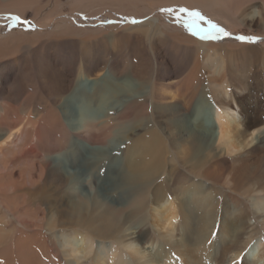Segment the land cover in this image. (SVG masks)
<instances>
[{
  "label": "bare ground",
  "instance_id": "6f19581e",
  "mask_svg": "<svg viewBox=\"0 0 264 264\" xmlns=\"http://www.w3.org/2000/svg\"><path fill=\"white\" fill-rule=\"evenodd\" d=\"M89 1L80 3L87 5ZM187 1L149 0L141 13L149 16L159 7L173 5L176 11L182 7L191 9ZM197 1L200 8L231 10L228 0H194ZM1 2L8 3L0 4L3 13L11 12L13 4H28L26 0ZM99 3L102 0L93 4L94 7L78 8L96 18L101 11L96 8ZM92 8L99 11L91 13ZM8 9L11 10L7 12ZM231 11L237 23L238 19L245 25L264 26V0H247ZM107 13L122 20L130 17L121 3ZM161 20L152 16L143 23L125 26L118 33L117 30L108 34L103 30L94 31L73 39L64 38L72 26L61 22L53 30L58 37L48 42L53 48L57 47L51 52L46 50V42L35 43L33 34L18 41L10 36L0 37V171L9 169L7 165L13 169L21 159L29 160V171L20 172L19 176L23 182L26 175L28 187L7 173L9 189L2 190L0 178L1 208L11 209L19 219H28L34 216L32 208L37 206L42 215L40 219H46L47 230L85 233V240L79 236L73 243L64 245L67 253L63 254L73 258V264H82L88 259L91 264H264L262 236L255 232L256 228L243 212L230 206L237 207V197H244L257 212L264 213V111L245 104L244 90L239 86V90L229 91L221 77L223 59L210 53V49L205 48L207 44L187 37H170L165 32L171 26L168 28ZM130 41L131 45L143 49L150 47L157 57L164 51L170 59L163 58L166 62H158L152 71L147 61L128 67L124 61L113 65L106 56L97 57L104 51L106 54L108 48L128 50ZM192 46L208 55H204L201 65L210 76L206 80L209 93L203 85L199 54ZM58 47L66 49L60 51ZM70 51L74 55L78 53L79 57L70 58ZM80 57L82 62H79ZM240 60L244 59L240 57ZM262 67L264 69V65ZM170 68L186 74L175 85L159 84L162 72H169ZM21 95H26V104L41 101L35 118L10 119L18 110L12 104L17 103ZM203 103L208 107L205 110ZM75 106L83 108H79L80 124L68 128L64 120L71 118ZM23 107L27 109L26 105ZM148 109L150 114H147ZM46 118L63 130L58 137L51 136L47 146L42 143ZM149 119L152 126L143 128ZM137 133L135 142L128 144ZM117 137L122 140H116ZM86 150L88 157L84 154ZM69 152L81 155L72 160L64 156ZM121 154L124 156L122 168L117 166ZM55 156L60 161H52ZM32 158H41L42 163L37 167L41 185L32 178ZM105 158L109 168L116 169L110 171L114 190L123 191L117 204L93 195L89 185L94 184V171L99 170ZM228 160L235 168L225 174L223 165H227ZM167 166L164 182L169 181L175 189L177 203L167 200L149 210L154 228L169 237L163 246L156 247L148 229L134 223L147 213V201L143 194L137 193V188H150ZM80 169L88 173L89 179L77 180L76 171ZM48 180L51 184L46 183ZM185 184L189 185L187 189H183ZM210 184L226 185L229 193L235 195L228 196V204L221 212L213 206L216 201ZM84 186H89L86 193L82 192ZM22 226L29 227L30 221H23ZM260 226L264 232V223ZM92 240H109L118 248L109 255L105 249L95 256ZM23 244L16 242L20 259L32 264L34 255ZM170 249H179L181 263L170 259L166 252Z\"/></svg>",
  "mask_w": 264,
  "mask_h": 264
},
{
  "label": "rangeland",
  "instance_id": "374dc122",
  "mask_svg": "<svg viewBox=\"0 0 264 264\" xmlns=\"http://www.w3.org/2000/svg\"><path fill=\"white\" fill-rule=\"evenodd\" d=\"M26 1L28 2L26 6H20L18 3L13 4V9L7 10V12L11 10V12L5 13L4 11L3 13L2 10H0V37L10 36L13 37L14 40L18 41L20 40L19 38H24L26 36L29 37L31 36L30 34H33L35 38L33 36L32 38L35 40V43L46 42V50H50L51 52L53 49L57 47L53 48L54 45L48 42H50L54 37H58L55 34V31L53 32V30L61 22H64L72 26L68 31L65 32V34L63 35L64 38L73 39V38L85 36L87 34L90 35L94 31L101 32L103 30L106 31L108 34L110 31L117 30L118 33L125 26L140 24L145 22L146 19L152 16H158L160 20L162 19L161 21L165 26H168V28H170L171 26L169 31L165 32L170 37H174V38L176 36H178V38L187 37L189 39L194 40L195 42H199L201 44H207L208 47L206 46L205 48L207 50L210 49V53L223 59L224 72L222 71L223 73L221 77H223L222 79L224 80L222 81L225 85H227L229 91L233 92L235 91V89L239 90L237 88V86H239L240 89L244 90L243 96L246 98V100H244V103L250 104L254 108L256 107L257 109L259 110L261 109L264 111V69L262 67L264 65L262 64V60L264 62V26H262L261 24L245 25L242 24L243 22L241 20L237 19L239 23L238 24L234 20L236 19V17L233 15V13H231L232 12L231 10H234L235 8H237V6L239 7L242 6V4H244L247 0H228L227 6L231 9L230 11L220 10L215 8H205V7L200 8L198 7L200 1H197V3H195L196 1L194 2V0H190V1L188 0L189 2L186 0L187 1L186 3L192 8L189 9L187 7H182L183 9L186 10L183 13L180 12L179 10L178 11H176V9L174 10L176 6L173 5L171 8L159 7L160 9L157 8L155 12H152L153 14L150 12L149 16L148 15L143 16L144 15L143 12L141 13V8L143 7V5L145 6L147 3H149V0L117 1L118 3H121L123 7H126V12H128V14L130 15V17H128V19L126 20H122L121 18H118L114 15H111L110 13H107V10L112 11V9H115L116 5L118 4L115 0H102V3H99L96 6V8H101L100 9L101 11H99L96 8L95 9L92 8V11H90L91 13H94L95 10L99 11V13L96 14L97 15L96 18L95 15L92 16L88 13H84L85 11H81L78 7H85V6L94 7L93 4H97L98 0H90V1L88 0L89 4L87 5L81 4L80 3L81 0H54V1L26 0ZM46 1L49 2L48 6H46L47 4ZM191 1L195 5L191 4L192 3ZM111 3H114V5ZM0 4L7 5L8 3L1 2ZM54 6L57 7L53 10ZM189 12H198L200 16L204 17V20H201L198 16H191V15L188 16L187 14ZM133 15H138V16H133ZM133 21H135V23H133ZM205 21H210L212 24L216 25L217 27L222 28L224 32L227 33V35H219L216 36L215 39L209 38L206 40L200 39L198 35H193L192 32H195L200 29L208 28V24L205 23ZM186 24L191 26L192 32H190L185 27ZM240 35L250 38H255V42L254 43L241 42L236 39V37ZM131 42L132 41L128 43V45H130V48L129 46L127 47L129 51L126 49H123L122 51H117L108 48L106 54L104 51V54L99 55L97 57L106 56L105 58H107L110 63L112 62L113 65L115 64L116 61H124L127 66L130 64L137 66L138 64H144L147 61L152 71L156 69V65L158 62L160 61L166 62L163 60V58L166 59L168 56L167 61H169L170 59L169 55L165 54L164 51H160L159 56L157 57L152 51H150L151 50L150 47H148V49L147 47L143 49L139 45L138 46L131 45ZM104 44L108 46L107 42H105ZM16 45L18 44L16 43ZM197 46L200 47V45ZM192 47L194 48V51H196V53L199 54L200 69H201L200 71L203 76V85L205 90H207V92L209 93L206 80L210 78V76L208 75V71L205 68H203L201 65L202 58L204 57L205 54H203L202 49H196L195 46ZM211 47L212 48L214 47L213 49L215 50V52L212 50ZM63 48L58 47V50L61 51L62 49V51H64ZM76 52L77 51H75V53ZM18 53L20 54L21 52ZM18 53L16 54V57H19L21 55V54L18 55ZM70 54H71L70 58L79 57L78 53L74 55V53L70 51ZM242 54L244 57L242 56ZM205 56L208 55L206 54ZM240 57L243 58L244 60H240ZM67 58L69 57L67 56ZM79 62H82V57H80ZM169 70H170L169 72H165V71L164 73L162 72V75L159 77L160 78L159 84L163 86H167L170 83L171 84L174 83L175 85V83L181 81L186 74L185 71L179 74L175 72L172 68H170ZM218 79H220V77ZM177 90L178 91L180 90L179 87L177 88ZM25 97L26 95L24 96L21 95L18 98L17 103L12 104V107L13 108L18 107V110L17 112L12 114L10 119L16 120V118L19 117L24 119L23 121H25L29 116L35 118L34 115L36 114L37 110L40 112L41 101L38 102L33 100L30 103L26 104ZM208 98H211V96L208 95ZM23 105H26L27 109H24ZM47 106L49 105L47 104V99H46V109ZM202 106H203L202 109L204 110L208 108L207 104L203 103ZM19 107H21V109H19ZM79 108L75 106L71 118L64 120L68 128L75 127L78 126V124H80L79 114L83 108L81 107L80 108L81 110ZM11 113L12 111L10 112V114ZM147 114H150V109H148ZM152 124L153 122H150V119L146 120L144 122L143 128H150ZM262 124L264 125V117ZM45 131L46 134L45 137L43 136L42 138V143L44 145L46 144L47 146L49 145V142L51 141L52 137H56V136L58 137L63 130L58 126H56L55 124L51 123L50 120L46 118ZM140 133H142V130L139 131V134ZM139 134L137 133L133 137V140L131 142H128V144L135 142ZM117 138L116 140H122V137L121 139L119 137ZM84 154L86 157H88L89 153L86 150L84 151ZM76 155H81V154L78 152L76 153ZM76 155L73 152L64 154V156H66L67 158H71L72 160ZM58 156H55L52 161L57 162L60 159L57 158ZM31 160L33 163L32 178L35 182H38L39 179H38L37 167L42 163L39 162L41 158L38 159L32 158ZM108 162L109 161H106V158L105 161L103 160L102 162H100L99 170L94 171L95 173L94 184L93 182H91L92 185L91 184L89 185L92 187L93 195L97 196L99 199L117 204L122 199L121 195L123 191L114 190V184H113L114 182L111 180L113 175L110 173V171H116V169L109 168ZM123 162H124V156L123 154H121L119 164L117 166L121 167L123 165ZM28 165H29V160L21 159L18 163H15L13 165L14 166L13 169L10 167V165H7L9 169H7L6 171L1 170L0 178L2 179L1 180L2 190H4L5 187L9 189L8 180L7 178H5V175L7 173H11L12 179L19 181L20 184H23V182L25 183L26 175H24L23 177V182H21L22 180L21 178H19V176H20V172L25 174L26 172L29 171V169L27 168ZM234 168L235 167L233 162L228 160L227 165H223V172L227 174L231 172ZM84 169H80L76 171V175L78 176L77 180L84 181L85 179H89L88 173H86ZM168 169L169 166L165 167L163 173L160 175L159 178H157L155 183L150 188L149 187L146 188L144 186L137 188L138 190L137 193L143 194L144 198L147 201V207H146L147 213H146V217L145 216L139 217L134 220V223L138 227L144 225L148 229L147 231H149L150 238L152 242L156 244L155 245L156 247L158 245L160 247L163 246L164 243L169 239V237H165L166 234L164 233V231L156 230L154 228L151 212L149 210H151L153 206H158L162 202L165 203L167 200L170 201L172 204L177 203V198L173 193L175 192L174 191L175 189H173L172 185H169L170 184L169 181L167 183L164 182L166 178L165 175L168 172ZM48 182L49 180L46 181L47 184ZM49 183L51 184V182ZM38 184L41 185L42 181L38 182ZM210 185H209L210 191L216 201V203L213 206H217V209H219L218 212H221L222 209L224 208V205L228 204L226 202L228 201V196L233 194L229 193V190L227 189L226 185L225 186L214 185V184H210ZM51 186L52 185H49L48 188ZM25 187H28L27 183H25ZM88 187L89 186L86 187L84 186L82 188V192L86 193ZM187 187H189V185L188 186L186 184L183 185V189H187ZM46 188L47 187H44V190H46ZM195 188L196 187H194V189ZM8 193H11L10 190H8ZM237 198H238L237 200H239V202L236 203L238 206L237 207L232 205L230 206L233 209L243 212L245 218H247V220L250 221V224H252L253 227L256 228L255 232L259 233L264 240L263 228L260 226L261 224L264 223V213L257 212L252 202L246 200L244 197H237ZM34 203H36V201H34ZM1 207L2 206L0 205V235H1L0 264H25L23 263L24 261H21L20 259L19 249H17L16 246L17 241H19L22 244L24 243L23 245H25V247L33 253L34 256L32 257L33 258L32 264H38V263L73 264L74 259L65 257L63 254L65 252L64 251V248L66 247L65 244L69 242L73 243L76 238L79 239V236L85 240L87 238V235L85 233L76 232V231H66L62 229H54L52 231L47 230L46 219L44 220L40 219L42 215L40 214V211L38 210L39 207L37 206L32 208V212L35 213L36 215L34 214L33 217L28 219H24V218L19 219L17 215H14L12 213L11 209L8 208L5 209ZM178 218L179 217H177V219ZM23 221L25 222L30 221V226L24 228L22 226ZM83 235L85 236V238L83 237ZM91 242L93 243V244L91 243V246L93 245L92 252L95 253V256H97L98 252L104 251L105 249L108 250V255H109L111 251H114L118 248L117 246H115V244L112 241L109 240L108 241L92 240ZM166 252L169 253V257L173 262L175 260L177 263H181L180 261L183 260L180 258V255L178 253L179 249L177 251L176 250L173 251L170 249L169 251L166 250ZM94 253L91 254L92 261H93ZM82 264H91V261L90 259H88V261H84L82 262ZM234 264H240V263L236 262Z\"/></svg>",
  "mask_w": 264,
  "mask_h": 264
},
{
  "label": "snow or ice",
  "instance_id": "6c2138e0",
  "mask_svg": "<svg viewBox=\"0 0 264 264\" xmlns=\"http://www.w3.org/2000/svg\"><path fill=\"white\" fill-rule=\"evenodd\" d=\"M179 11L183 13L186 10L181 8V9H179ZM188 15L198 16L201 20H204V17L200 16V14L198 12H189ZM133 23H135V21H133ZM205 23L208 24V28L207 29H200V30H197L195 32H192V29H191L190 25L186 24L185 27L190 32H192L193 35H198L200 37V39H202V40H206V39H209V38L215 39L216 36L227 35V33H225L222 28L217 27L216 25L212 24L210 21H205ZM236 39L241 41V42H250V43H254L255 42V38H250V37H246V36H243V35L237 36Z\"/></svg>",
  "mask_w": 264,
  "mask_h": 264
}]
</instances>
